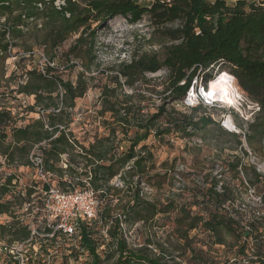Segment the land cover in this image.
I'll use <instances>...</instances> for the list:
<instances>
[{"label": "trees", "instance_id": "1", "mask_svg": "<svg viewBox=\"0 0 264 264\" xmlns=\"http://www.w3.org/2000/svg\"><path fill=\"white\" fill-rule=\"evenodd\" d=\"M56 2L0 0V159L9 167L30 166L34 146L44 143L40 147L47 169L61 178L65 171L70 176V182L59 178L63 190L83 183L90 173L96 190L106 188L100 194L104 200L101 215L104 221H113L109 241L96 238L95 224L83 222L81 226L80 249L91 254L90 264H216L211 254L215 246L234 251V258L218 264H264L263 208H253L254 216L250 218L235 209L236 201L242 198L230 183L210 174V182L196 186L190 201L149 200L139 194L141 183L157 188L167 184L172 189V179L177 177L185 184L182 172L166 163V172L152 173L157 169L156 156L142 143L150 135L162 139L175 133L188 139L210 124L220 126L205 114L207 108L201 104L187 107V112L168 110L170 102L182 103L193 78L202 72L205 80L212 78L213 68L236 76L240 88L261 105L248 124L246 138L250 144L264 140V0H236L234 5L226 0H154L151 5H143L140 0H64L60 6ZM118 16L130 23L147 16L152 29L149 42L158 47L134 53L129 61L98 72L101 81L106 78L112 84L106 81L101 86L100 116L109 113L114 119L108 124L110 136L96 132L85 146L72 131L59 125L69 127L76 100L85 96L96 78L87 72H92L97 58L98 27ZM74 35L77 38L62 53L63 60L56 52ZM36 47L48 56L42 66L34 64ZM15 48L19 49L15 54L19 57L18 68L8 75L6 63ZM79 59L83 60L84 70L78 71L75 80L65 78L64 70L73 71ZM57 60L66 62L64 68L56 64ZM159 71H164L166 77L161 90L163 102L155 113L146 115L142 103L147 93L134 88L142 82L144 89L157 92V84L151 85L147 74ZM125 86L134 92L127 93ZM19 95L33 96L34 103L25 111L40 113L39 118L25 125H19L21 117L13 110L12 102ZM232 134L240 144L242 134ZM128 140L130 144L121 148ZM63 154L68 155L66 170L61 167ZM235 159L228 162L229 166L240 173L243 162L237 156ZM169 169L171 174L167 173ZM118 175L124 181L122 188L109 184ZM255 177L259 181L261 175ZM17 181V176L10 173L0 182V216H12L0 222V238L9 241L29 236L28 224L17 212L33 194L39 195L29 186L25 195L22 189L16 192ZM259 199L264 204V193ZM117 213L124 216L129 229L141 224L142 243L133 246L128 242ZM172 217L175 226L161 238L157 227L165 225L161 220ZM197 229H203L207 241L191 234ZM103 243L106 248L101 256L97 249ZM63 249L71 251L70 257L74 258L73 253L79 251Z\"/></svg>", "mask_w": 264, "mask_h": 264}, {"label": "rangeland", "instance_id": "2", "mask_svg": "<svg viewBox=\"0 0 264 264\" xmlns=\"http://www.w3.org/2000/svg\"><path fill=\"white\" fill-rule=\"evenodd\" d=\"M154 0H140L143 5H151ZM214 1V0H211ZM260 2L263 0H250ZM229 5H234L236 0H226ZM97 24H94L95 27ZM150 32L152 29L149 25L147 16L137 23H130L125 17L118 16L110 20L107 24L98 27L97 30V43L95 47L96 60L92 64V72H87V75L96 76L95 80L92 82V87L82 98L76 100V107L71 110V122L69 123V128L71 131L79 138V141L85 145L89 146L92 141V136L95 132H102L101 128L95 124L100 117L102 123L104 120H113L114 118L111 114H106L105 117L100 116L101 102L100 95L102 92V84L107 80L103 78L100 80V72L103 69H108L116 66L122 61H129L134 53H141L144 51H150L157 49L156 44L149 42ZM77 35L70 37L56 52L58 57L65 60L62 53L66 51L70 45L75 41ZM18 48H15L12 55L7 60L8 75H10L14 70H17V61L19 57H16V52ZM35 62L39 66L46 63L48 56L42 48H35ZM63 60H57L56 64L64 68L66 64ZM28 67L30 68L32 64L28 62ZM83 60H77V67L70 71L69 69L64 70V77L76 79L77 73L80 70H84ZM215 68H213L214 70ZM210 71L212 74L214 71ZM222 70V69H221ZM224 70V69H223ZM228 71V70H227ZM230 72V71H228ZM231 73V72H230ZM148 78L152 79V84H157L155 91H149L144 89L142 82L138 83L134 89L137 91L145 90L147 93V98L142 103L143 113L153 114L157 111L158 105L163 102L161 98V90L164 88L162 82L165 81V72L159 71L156 73H148ZM203 77V72L199 75ZM213 77V76H212ZM204 78V77H203ZM202 78L199 79V82ZM237 79V78H236ZM210 80V79H209ZM209 80H207L209 82ZM109 84L111 82L109 81ZM238 84V80H237ZM112 85V84H111ZM239 91L245 98L251 99L238 85ZM125 91L127 93L134 92L132 88L125 86ZM252 100V99H251ZM34 103V97L19 95L17 100L12 102L14 113H19L21 119L19 120V125H25L33 118H39L40 113L38 112H26L25 107L29 104ZM202 105V104H201ZM216 105V106H215ZM214 106L203 105L206 109L205 114L211 115V117L220 124H210L205 129L197 133L196 136L192 138L183 137L181 134L171 133L166 135L164 138L160 139L153 134L149 136L148 139L143 141V144H147L151 151L156 156V167L157 169L152 172L164 173L167 169L164 167L163 163L168 164L167 166L173 168V170L182 172L184 177V183L179 182L176 177L172 179L173 188L171 189L169 185L166 184L163 188L148 187L149 194L145 195V198L149 200H168L175 199L183 201L185 199L192 200L193 190L197 188L196 186H203L201 183L210 182L212 174L217 176L224 183H230L234 187L236 195L240 196L242 199H238L234 205V208L239 212L246 215V217H253V208L262 209L264 213V204L259 199L264 193V140L262 142H255L250 144L243 132H246L249 122L242 121V118L237 114L238 110L231 107V105L216 103ZM196 106V105H195ZM216 110H213V109ZM235 111H234V110ZM248 109V108H246ZM38 110V109H37ZM168 110L170 111H185L187 112V107H184L181 103L170 102L168 104ZM245 111V110H244ZM237 112V113H236ZM200 113V114H202ZM200 116V115H198ZM239 116V117H238ZM229 118L232 120L237 128L238 132L234 131V127L231 124H226V127L222 126V120ZM232 133H240V144L238 143L237 137ZM103 134V133H102ZM130 144V140L121 144V148L127 147ZM246 152L248 153L246 155ZM238 157L243 164L239 166L240 173L233 171L229 166V161L236 160ZM3 163V167L0 169V182L5 181V177L10 173H14L17 176V187L16 192L21 191L25 186L32 184L35 171L30 166H21L19 168L9 167L5 164L4 159H0ZM171 172H167L168 174ZM260 174L261 177L259 181H256V174ZM63 176L68 180L70 179L67 171L63 172ZM122 178L118 175L112 179L111 185L120 187L122 184ZM56 183L59 184V179L57 178ZM184 185V186H183ZM206 186V185H205ZM102 199L101 196H99ZM104 202V201H103ZM198 210V209H197ZM28 211L20 209L17 213L24 216ZM257 216H259L257 214ZM12 216L4 214L0 216V222H5L6 220H11ZM30 218H25V222L28 223ZM161 224L164 226L157 227L158 234L161 238L166 236V230H171L175 224L172 219L161 220ZM141 224L134 225L132 227V241L136 243H142L143 237L141 235V230L139 227ZM96 238L101 241V229L96 226ZM192 235H197L199 238H203L204 241L208 240L207 234L203 232V229H197L191 232ZM200 244V243H199ZM205 249H208L205 247ZM63 254L57 255H43L40 260L36 259L34 264H71L72 261H78V264H90L92 261V256L87 250L78 251L75 257H70V253L63 249ZM212 256L215 257L216 264L223 261L226 258H234V251L228 248H223L221 246H215L211 252ZM67 258V259H66ZM0 264H4L0 262ZM104 264H108L107 262ZM222 264V263H221Z\"/></svg>", "mask_w": 264, "mask_h": 264}, {"label": "built area", "instance_id": "3", "mask_svg": "<svg viewBox=\"0 0 264 264\" xmlns=\"http://www.w3.org/2000/svg\"><path fill=\"white\" fill-rule=\"evenodd\" d=\"M56 4L60 6L64 4V0H57ZM213 71V77L209 82L203 77H199V75L193 78L190 89L181 104L184 107H193L199 104L214 106L216 103H223L231 105L232 108L238 110L239 113H236L242 118V121L249 122L254 120L261 110V105L242 95L236 86L238 85L237 79L233 73L231 75L234 79L231 84L238 91L234 98L235 101L228 102L222 98H214L211 95L210 87L212 81L223 74L222 70L218 68ZM200 78L202 79L199 82ZM99 119L101 118L99 117L95 124L101 128L103 135L110 136L108 124L112 120H104L102 123V120ZM222 122V126L226 128H228L226 124L232 123L234 131L238 132L236 124L229 118H225ZM59 128L67 132L71 131L69 127L66 128L63 125H59ZM243 133L245 135V132ZM119 136L121 137L120 134ZM76 138L79 140L78 137ZM41 144H36L30 154V167L35 171V176L29 187L35 188L39 195L33 194L31 200L25 202L21 208L28 211L21 219L30 218V221L28 220V223H26L29 227V236L16 241L0 238V262L13 261L17 264H34L35 260H40L43 255L63 254V248H77L79 251H83L84 249H80L83 248L81 246V226L83 222L99 226L102 240L105 243L110 239L109 227L113 221H104L102 218L101 212L104 200L99 197L101 193H105L106 188L102 186L99 190H96L92 185V175L90 173L89 177L82 180L83 183L68 187V190H63L55 181L61 177L58 173L51 172L46 167L45 158L40 147ZM61 158V167L66 170L68 167V155L63 154ZM61 179L65 182H70L66 177ZM121 181L120 187H124V181ZM111 182L112 180L109 182L110 185ZM140 186V196L145 197V195L150 193L147 185L141 183ZM117 187H119L118 184ZM25 189L26 186L22 188L23 195H25ZM115 202H117V199H115ZM116 217L121 221L125 238L131 245L136 246V242L132 241L133 230L127 227L124 222V216L117 213ZM105 243L97 249V253L101 256H104L105 250L103 248H106ZM45 248H47V251ZM68 252L70 253L71 251L68 250ZM71 264H78V261H72Z\"/></svg>", "mask_w": 264, "mask_h": 264}, {"label": "bare ground", "instance_id": "4", "mask_svg": "<svg viewBox=\"0 0 264 264\" xmlns=\"http://www.w3.org/2000/svg\"><path fill=\"white\" fill-rule=\"evenodd\" d=\"M221 72L223 74L211 83V95L214 98H222L228 102H233L238 93L236 87L231 84L234 77L227 70H222Z\"/></svg>", "mask_w": 264, "mask_h": 264}, {"label": "crops", "instance_id": "5", "mask_svg": "<svg viewBox=\"0 0 264 264\" xmlns=\"http://www.w3.org/2000/svg\"><path fill=\"white\" fill-rule=\"evenodd\" d=\"M102 133H103V132H100V134H99V135H103ZM75 136H76V135H75Z\"/></svg>", "mask_w": 264, "mask_h": 264}]
</instances>
